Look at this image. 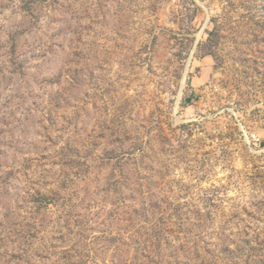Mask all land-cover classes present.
<instances>
[{
    "label": "rangeland",
    "instance_id": "1",
    "mask_svg": "<svg viewBox=\"0 0 264 264\" xmlns=\"http://www.w3.org/2000/svg\"><path fill=\"white\" fill-rule=\"evenodd\" d=\"M0 264H264V0H0Z\"/></svg>",
    "mask_w": 264,
    "mask_h": 264
},
{
    "label": "built area",
    "instance_id": "2",
    "mask_svg": "<svg viewBox=\"0 0 264 264\" xmlns=\"http://www.w3.org/2000/svg\"><path fill=\"white\" fill-rule=\"evenodd\" d=\"M245 139L250 143V144H253V145H258V143H260V139L257 137V135L255 134H249L248 136H244Z\"/></svg>",
    "mask_w": 264,
    "mask_h": 264
}]
</instances>
